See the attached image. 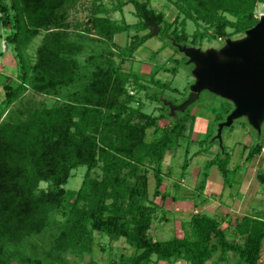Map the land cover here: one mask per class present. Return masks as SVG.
Listing matches in <instances>:
<instances>
[{"label":"trees","instance_id":"obj_1","mask_svg":"<svg viewBox=\"0 0 264 264\" xmlns=\"http://www.w3.org/2000/svg\"><path fill=\"white\" fill-rule=\"evenodd\" d=\"M79 1L0 0L1 25L10 29L5 43L12 46L17 63L15 80L5 76L0 83V264H101L92 253L96 247L103 250V236L109 243L124 239L135 250L107 264H151L153 256L156 261L206 264L217 254L215 263L220 264L229 253L237 256L238 264H260L263 211L235 219L234 225L228 220L234 230L230 238L222 217L202 213L181 223L180 238L160 241L150 235L157 215L169 222L168 212L154 199L164 201L170 195L160 190L162 165L167 152L179 146L185 123L191 119L193 125L194 105L183 117L159 126L165 115L144 113L135 98L148 86L140 76L121 70L120 63L152 37L153 26L172 46L199 49L204 41L244 35L258 22L256 7L264 0H166L176 14L171 22L150 0H116L114 10L133 6L134 24L116 22L107 16L110 10L102 0H92L91 17L71 30L69 11ZM189 21L195 26L192 34L186 32ZM130 30L134 35L128 45L117 47L114 36ZM42 33L40 45L29 55L28 46ZM158 71L149 82L161 87L155 80ZM150 129L153 137L148 141ZM261 149L260 144L249 146L245 161ZM187 156L186 150L183 170ZM228 161L222 146L221 153L205 163L195 192L202 195L213 166L223 185H230L227 173L236 169H228ZM79 167L86 168L80 187L65 189ZM95 170L99 176H91ZM148 171L155 180L153 200L148 196ZM255 179L264 186V170H257Z\"/></svg>","mask_w":264,"mask_h":264},{"label":"rangeland","instance_id":"obj_2","mask_svg":"<svg viewBox=\"0 0 264 264\" xmlns=\"http://www.w3.org/2000/svg\"><path fill=\"white\" fill-rule=\"evenodd\" d=\"M125 1V0H123ZM102 4L110 10L107 14L108 17L112 18L116 22L124 21L127 24H134L137 19L134 17V9L131 4L124 6L121 11L114 10L113 8L116 6V0H102ZM150 6L154 8L156 11L164 12L166 18L171 22L175 17V11L172 5L166 0H150ZM94 10L92 5V0H81L76 5V7L69 11V24L71 30H75V24L81 22H87L89 17ZM264 14V5L258 4L256 7V16L259 18L260 15ZM195 30V26L192 22H187L186 32L187 34H192ZM10 29L3 28L0 22V74L4 77L0 76V83H5V76L11 77L15 80L17 75V63L15 58V52L11 45H7V49L4 47L6 35H8ZM142 34V33H141ZM43 33L36 38H34L30 45L28 46L27 53L33 56L36 48L40 45ZM134 35L132 30L128 32H124L114 36V43L117 47L123 48L128 45L131 36ZM158 35V34H157ZM150 37L142 46H140L133 54L130 60H123L120 63V58L113 56L112 59L116 63H120V69L124 72H132L141 77L142 84L148 86L146 90L135 93L134 90L131 89V86H128V91L131 93H135L136 100H139L141 103V110L152 116H158L159 114L165 115V119L158 122L159 126L165 125L167 122H173L179 117H183L186 114V110L180 111L177 108L183 105L189 95V89L191 85L194 83V76L192 70L195 68V65L190 64L188 58H186L178 47H182V45H174L172 46V42L163 34L159 36ZM244 37V35H236L230 38L232 41L240 40ZM226 40V39H225ZM225 40H213L211 42H203L201 51L206 50H214L215 52L220 51L221 48L225 46ZM92 46H96L93 44ZM186 46V45H183ZM187 46H189L187 44ZM117 47H111L112 50L117 51ZM158 51V52H157ZM88 52L85 53V55ZM84 55V56H85ZM83 56V58H84ZM80 57V60H83ZM158 69V73L155 76V80H158L162 86L157 87L154 86L151 82H149L151 75ZM145 80L147 82H145ZM14 82V81H13ZM130 93V94H131ZM153 95V99H149L145 97V94ZM4 98L3 85H0V108L2 107V100ZM134 107H137V103L132 104ZM194 108L191 112H194L196 109L197 113L194 115V121L192 125V120H188L185 123L186 130L184 132V136L179 140V146L173 149H170L167 152L165 160L162 165V171L164 175V182L161 185L160 190L165 191L167 186V191L170 192V198L174 197V200L185 199L187 197H193L194 203L201 204L199 201L203 195H200L197 191L193 193L191 190H187L192 185L194 177L192 175L197 174L199 172L198 182L200 181V174L204 172L205 163L210 160L217 153H221V147L219 146L218 141L215 139L217 132V125L223 122L226 119V116L232 111L233 105L224 100L214 93L210 92L207 89H204L200 92L198 99L194 102ZM190 107V106H189ZM190 112V115H191ZM226 112H228L226 114ZM206 121V132L196 136L193 134L195 129H201L204 127ZM192 125V126H191ZM191 126V127H190ZM260 132L254 129L248 122L246 117H241L235 119L233 124L229 128H224L221 133L222 146L224 147L225 152L228 154V166L227 168L232 170L236 169L235 173L229 172L227 173V178L230 181V185L226 186V196L238 197L239 199L242 197V178L245 175L246 182H254L252 186L253 189L250 191L253 196H255V201L249 199V202L253 205L250 210V213L253 214L257 211L264 212V186L260 185L256 179H254L256 168L260 167L262 163L258 160L254 162L245 161L246 150H243L241 153L240 149L243 148L246 140H250V145L253 146L255 144H260L264 146V120L260 124ZM152 130H147V140L150 141L152 139ZM205 140V141H204ZM199 141H204L200 143ZM247 149V148H246ZM186 150L188 151L187 162L188 167L186 169H181V166L185 159ZM197 151H202V153L194 158H192V154ZM261 157L264 161V152L261 154ZM207 159V160H206ZM252 165L250 170L246 172V168L248 165ZM255 169V170H253ZM85 167H79L71 172V177L68 179L65 189L69 191H75L80 187L83 176L85 174ZM100 171L95 170L91 172V176L98 175ZM210 174V170L208 176ZM148 196L150 200H153V190L155 187V180L153 177L152 171H148ZM195 176V175H194ZM220 176V174H219ZM193 177V179H192ZM181 179L185 181V183H180ZM220 179L223 180L220 176ZM254 179V180H253ZM197 182V183H198ZM174 183V190H173ZM241 184V185H240ZM44 184H41V187H44ZM180 186V187H178ZM182 186V188H181ZM214 191V193H218V189ZM237 190L239 192L237 193ZM258 194H254L256 192ZM156 204H162L165 202V209L169 210L175 209L172 200L169 198L161 201L158 197L154 199ZM173 212V211H170ZM175 212V211H174ZM160 214V213H159ZM167 218H172L169 222H164L163 219L160 218V215L156 216V219H153V223L151 229L149 230L150 235L156 240H168L174 237H180V228L179 223L181 221V215L176 214L172 216V214H167ZM264 217V214H263ZM175 218H177L175 220ZM242 218V217H241ZM237 218V220L241 219ZM234 225V224H233ZM227 233L230 237L234 236V230L231 228H227ZM178 235V236H177ZM97 237V234H95ZM104 238L99 239V244L103 248L100 250L99 247H96L92 253V257L97 260L101 264H107L110 258H118L119 255L124 256H132L135 250L127 245L124 239H119L118 241H113L111 243L108 242V238L103 236ZM237 242H240V238H236ZM261 260L260 264H264V243L261 250ZM218 255V254H217ZM217 255L213 257V261H209L206 264H216L215 260ZM87 259V258H86ZM78 264V263H77ZM151 264H185L183 261H174L172 263L168 261H156L155 256L152 257ZM220 264H238V258L235 254L229 253L228 260L226 263Z\"/></svg>","mask_w":264,"mask_h":264},{"label":"water","instance_id":"obj_3","mask_svg":"<svg viewBox=\"0 0 264 264\" xmlns=\"http://www.w3.org/2000/svg\"><path fill=\"white\" fill-rule=\"evenodd\" d=\"M158 32L159 28L153 26L151 36ZM178 48L195 68L188 99L177 109L186 110L197 101L200 92L207 89L233 105L226 119L217 125L214 140L220 147L222 130L229 128L235 119L246 117L249 124L260 132L264 120V14L245 31L242 39H226L225 46L218 52L209 49L203 52L186 46Z\"/></svg>","mask_w":264,"mask_h":264},{"label":"crops","instance_id":"obj_4","mask_svg":"<svg viewBox=\"0 0 264 264\" xmlns=\"http://www.w3.org/2000/svg\"><path fill=\"white\" fill-rule=\"evenodd\" d=\"M4 47L7 49L6 43L4 44ZM195 113H197L196 109H194L193 113L191 112L192 115ZM204 122H205L204 127H201V129H195L193 131L194 135L199 136V135L206 132L205 129H206V123L207 122L206 121H204ZM250 143H251L250 140L247 139L245 144L243 145V148L240 149L241 150L240 152L243 153L242 151L244 150V148H248ZM263 148H264V146H262V149ZM262 149H261V153L258 156L254 157L252 160V162H254L255 160H258L262 163V165L260 167L256 168V171L260 170V169L264 170V161L261 157V154L264 151H262ZM246 152H247V150H246ZM245 155L246 154H244V156ZM251 166L252 165H250V164L247 166L245 174L247 173L248 170H250ZM253 170H255V169H253ZM194 175H192L194 177V179H193V177H192V179L195 182H193L192 185H190V188H187V190H191V191H193V193L195 191V187L199 183L198 182L199 172L197 174H194ZM245 179H246V177L244 175L242 178V182L244 183L242 185L243 189L241 191L242 197L239 199L236 196V197H232V199H231V197L229 195L226 196L228 194L225 192L226 186L223 185V180L220 179L219 172L217 171L216 167L213 166L210 168V174L206 180L205 188H204V191L202 193L203 197L199 200L201 202L203 201L202 204L197 206L196 203H194L193 197H190V196L185 198V199H178L177 201H175L174 198H170V195H169L166 199L169 198L170 200H172V202L175 206L174 207L175 209H172V208L170 209V211H173V212L166 210L165 209L166 207L164 205L165 202H162L163 203L162 206L168 212V214H172V216H173V214H174V216L176 214L181 215L182 219L180 222H178L180 229H181V227H180L181 223L187 222L189 220L190 215L194 214V213H202V214H206L208 216L222 217L223 221H224L222 224V228L225 229V228H228V220H230V224H234L235 219L251 214L250 210L253 207L252 204H253V201H255L254 200L255 196H253V198H252V196H251L252 194L250 193V191L253 189L252 186L255 183V180H254L255 176L253 179L254 182H251V181L246 182ZM182 181L185 183V181L183 179H181L180 183H183ZM165 187H166L165 191H167V186H165ZM178 187H180V186H178ZM254 187H256V186L254 185ZM181 188H182V186H181ZM214 188L218 189V191H217L218 193H216V194L214 193V191L216 190ZM173 190H174V183H173ZM238 192H239V190H237V193ZM254 194L255 195L258 194L257 191L254 192ZM249 199L252 201V204L249 202ZM176 219L177 218H175V220ZM170 220H172V218H169V221ZM180 233H181V230H180ZM181 236H182V233H181Z\"/></svg>","mask_w":264,"mask_h":264},{"label":"built area","instance_id":"obj_5","mask_svg":"<svg viewBox=\"0 0 264 264\" xmlns=\"http://www.w3.org/2000/svg\"><path fill=\"white\" fill-rule=\"evenodd\" d=\"M262 151H264V148L262 149Z\"/></svg>","mask_w":264,"mask_h":264}]
</instances>
